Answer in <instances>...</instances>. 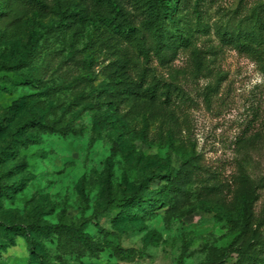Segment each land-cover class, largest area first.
Wrapping results in <instances>:
<instances>
[{"label":"rangeland","instance_id":"rangeland-1","mask_svg":"<svg viewBox=\"0 0 264 264\" xmlns=\"http://www.w3.org/2000/svg\"><path fill=\"white\" fill-rule=\"evenodd\" d=\"M45 2L49 12L37 13L21 2L0 0L1 9L7 6L0 21V118L13 134L35 113L58 129L80 134L48 130L41 143L21 151L29 166L28 185L3 200L0 225L31 229L62 218L95 237L103 238L101 228L108 229L109 241L136 252L117 256L109 247L82 260L63 255L71 264H206L244 241L264 256V55L241 50L229 38V33L257 30L264 0H181L176 23L191 44L163 45L159 51L149 34L143 48L120 26L130 15L144 31L149 0H122L127 14L117 18L109 14L107 0ZM56 7L81 16L67 19ZM166 26L176 32L169 22ZM18 72L35 75L39 83H11ZM4 77L8 81L2 82ZM122 80L134 84L136 93H125ZM156 81L177 87L170 105L163 96H147ZM112 93L121 95L116 109L106 97ZM14 102L24 108L9 111ZM96 115L108 119L104 128ZM6 144L0 136V151ZM113 154L112 181L120 193L148 172L164 175L174 168L176 173L189 159L201 177L192 187L196 210L184 216L162 207L141 212L137 221L113 223L101 200L102 175ZM241 167L260 194L246 231L238 217L228 221L238 204L218 190ZM164 183L160 178L156 185ZM204 184L219 188L199 196ZM15 238L10 244L0 232V248L5 247L0 257L6 264H29L32 245L26 237ZM54 238L45 247L49 259L58 262ZM239 258L234 252L225 264Z\"/></svg>","mask_w":264,"mask_h":264},{"label":"trees","instance_id":"trees-1","mask_svg":"<svg viewBox=\"0 0 264 264\" xmlns=\"http://www.w3.org/2000/svg\"><path fill=\"white\" fill-rule=\"evenodd\" d=\"M15 1L35 8V12L37 13L49 12L50 5L45 2L46 0ZM107 3L109 14H114L115 18H117V15L125 16L127 14L122 0H107ZM6 7L4 6L3 9L0 8V21L6 15ZM179 8H181V0H149L147 19H145L143 25L144 31L135 25L130 15L122 18L120 26H125L127 28V35L137 38L135 40H138V43L143 48L148 43L147 34L155 41L156 45L153 48L156 51L162 50L163 45L172 48L178 43L181 46H189L191 39L184 37L180 33L179 26L176 23L175 15ZM54 10L67 19L77 15L81 16V12L77 11H72L70 14H67L66 11H63L59 7H56ZM263 11L264 5L261 6V12L258 15L259 24L257 30H240L237 36H234L233 33H225V35L230 34V40L234 41L235 46L239 49L247 50L249 53H256L261 58L264 55ZM166 22L172 24L176 32L171 34L166 26ZM139 33H142V35L139 36ZM4 69H7V67H4ZM123 75L124 71L118 77L120 78ZM1 80L2 82L8 81L6 77ZM10 82L17 84L27 83L37 86L36 84L39 83V78L28 72H18L10 79ZM119 84L125 90V93H136L133 89L136 87L134 84L131 86L130 83H124V80L120 81ZM1 86L2 83L0 82ZM174 88L171 83H163L161 81L152 82L147 91V96L150 100H156L163 96L168 106L174 101L172 99ZM119 94L113 95L112 93L106 96L109 99L108 102L115 105V109L121 101V95ZM102 102L100 97L96 99V104H98L99 108H101ZM23 108V103L14 102L8 110L19 112ZM107 120L104 116L96 115V124L101 128L106 126ZM48 130L52 133L58 132L63 135L80 134L76 129H70V131L58 129L54 124H51L46 118L37 113L27 118L23 122L19 132L13 134L15 132L14 129L10 125L8 126L4 118H0V136L7 140L6 146L0 151V205L4 199H13L16 194L28 185L27 176L29 174V166L26 159L22 158L21 151L29 148L31 145L41 143L42 135ZM115 154L109 158V166L104 170L101 179L103 185L101 200L104 204L102 211L112 218L113 223L137 221L141 216V212L153 213L162 207H168L167 211H170L172 214L180 212L184 216L196 210V205L193 206L191 204L192 187L194 182L201 177L195 169L196 165L192 164L189 159H183V163L176 173L174 168H166L164 175L148 172L142 178L137 179L130 190L120 193L112 181V160ZM160 178H163L165 183L163 185H156V182ZM206 182L208 183V181ZM219 187H211L208 184H204L199 196L207 193L211 194V192H214L213 189L215 190L217 188L223 194V198L230 194L232 197L230 201H235L238 204V208L236 215L228 217L227 219L229 222H234L237 220L235 217H238L243 231L248 230L249 225L256 218L255 205L260 200L258 187L254 185L249 176L245 175L243 167L239 169L238 173L233 175L231 181L227 183L222 182V185ZM151 206L152 209L149 210ZM39 208L43 207L41 206ZM97 210L98 208L95 212ZM0 232H3V235L11 240L12 243L10 244H14L16 235L28 239L32 245L29 264H71L64 261L63 255L72 254L75 255L76 259L82 260L85 257H99L109 247L113 249L117 256H122L125 253L136 254L133 249L124 248L113 241H109L108 238L112 233L108 229L101 228L103 238L95 237L86 230L85 226L78 225L75 222H67L62 218L59 223L53 224L46 222L43 226L34 225L31 229L21 225H0ZM55 236L57 237L58 251L61 253L57 255L58 262H53L49 259L47 256L49 252L45 247L47 241L55 240ZM241 245L236 247L234 244H231L222 254L215 255V258L206 264H225L234 252H237L240 257L239 262L235 264H264V256L251 249L250 244L244 241ZM3 248L5 247L0 248V252H2ZM0 264H6L1 257Z\"/></svg>","mask_w":264,"mask_h":264}]
</instances>
